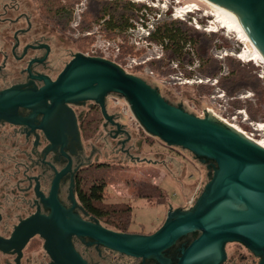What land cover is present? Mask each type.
Listing matches in <instances>:
<instances>
[{"label":"water","instance_id":"obj_1","mask_svg":"<svg viewBox=\"0 0 264 264\" xmlns=\"http://www.w3.org/2000/svg\"><path fill=\"white\" fill-rule=\"evenodd\" d=\"M213 1L240 15L264 53V0ZM15 40L13 51L20 46L17 35ZM29 47H24L22 57ZM5 63L6 56L0 69ZM33 63L30 61L26 68V83L0 90V119L25 123L28 119L20 115V109H28L33 112L31 117L42 115V124L50 126L54 113L70 110L68 104L82 100L99 103L110 119L105 101L114 94L127 101L149 136L169 147L190 151L206 166L212 162L209 180L194 205L170 208L164 223L151 234L119 232L94 217L84 221L72 209H65L57 198L58 175L49 199L50 216L38 213L27 223L28 235L39 233L45 238L46 249L56 264H89L72 245L75 235L89 237L128 257L159 264H223L227 244L235 242L260 257L258 264H264L263 147L210 111L199 117L170 103L157 87L109 59L76 52L54 80L44 74L33 75ZM71 198L76 204L73 195ZM192 233L198 235L180 249L175 261L166 257L169 248Z\"/></svg>","mask_w":264,"mask_h":264},{"label":"flooded vegetation","instance_id":"obj_2","mask_svg":"<svg viewBox=\"0 0 264 264\" xmlns=\"http://www.w3.org/2000/svg\"><path fill=\"white\" fill-rule=\"evenodd\" d=\"M36 1L0 0V40L1 36L7 39V31L11 30L8 50L0 51L2 61L6 56L5 66L0 69V90L26 83L29 79L26 68L32 60L34 63L30 69L33 75L44 74L54 80L72 58L73 54L64 46L70 45L71 41L76 45L78 37H70L74 36L72 29L35 19L36 13L42 17L39 8L32 7ZM15 35L20 46L13 51ZM27 45L31 47L22 57ZM36 84L42 85L38 81ZM112 97L117 99L118 96L109 95L105 101L110 119L104 116L101 105L92 100L68 104L71 111L54 113L48 123L50 126L42 124V115L31 117L33 112L28 109H20V115L28 119L25 123L0 119V264H56L46 249L45 238L39 233L28 235L27 223L38 213L50 216L49 199L58 175L57 198L60 204L67 210L72 209L84 221H93L91 218L94 217L104 225L96 216L90 213L86 216L83 212L86 209L78 197L80 174L87 167L104 165L100 156L109 145L115 147V153L121 152L133 159L136 157L134 149L140 150L142 142H134L122 111L111 109L109 99ZM86 122L98 128L97 136L91 138L97 143L85 139L83 126ZM206 167L208 175L211 174L212 162ZM197 235L192 233L183 237L165 252L166 257L175 261L180 249ZM237 244L245 248L247 254L241 253L238 259L236 256L229 259L227 255L223 264L259 263L260 257L241 243ZM72 245L89 264H159L151 259L120 254L89 237L75 235Z\"/></svg>","mask_w":264,"mask_h":264},{"label":"rangeland","instance_id":"obj_3","mask_svg":"<svg viewBox=\"0 0 264 264\" xmlns=\"http://www.w3.org/2000/svg\"><path fill=\"white\" fill-rule=\"evenodd\" d=\"M81 1L83 0H80L78 3ZM126 1L134 2L141 7L135 12V16L131 18L130 22L133 23L142 16V13H145L143 9L146 7L147 3L152 0H143L141 2L136 0ZM153 1L158 2L159 7H162V4H167L169 7V13L173 12L175 7H180L191 2H196L201 12H206L208 14L212 10L207 3L201 0ZM39 5L40 0L36 1L32 7L37 9L39 8ZM85 6L86 0L81 14L84 12ZM157 10L158 8L152 7V11ZM189 15L190 14L184 17L188 18ZM33 17L40 22L42 21V23L46 24V22H48L37 13L34 14ZM208 18L212 21L215 19L214 16H211L210 14L208 15ZM166 20L183 21L188 27L196 29L211 38H213L212 35L215 34L213 45L209 49V54L222 65L220 76H218L219 78L227 75L229 71L227 59H233L240 62L242 65H247L248 68H251L252 73L260 79L262 87L264 88V65H256L253 61H242L237 57V54L244 48L245 42L241 41L238 38V33L234 32L231 28H221L220 24L216 22L215 24L219 28V31L206 32L203 29H197L194 25L181 18L171 17L166 18L163 21ZM201 22L203 23L202 26L209 23L205 17ZM52 23L53 22H49L48 24L51 25ZM100 28L101 25L97 24L87 31H95L96 29L98 32L96 35H102L103 37L108 38L122 37V35L107 36L100 32ZM69 29H71L70 24ZM10 32L11 30L7 31L8 40L6 39L5 41L7 44L11 43L9 40L11 37ZM85 32L86 31H81L78 35L76 31L75 33L77 35L73 32L74 36L70 37L73 39L76 37H78V39L89 37L83 36V33ZM94 36L95 35L91 37L94 38ZM64 48H66L67 51H70L71 54L83 51V47L74 45L72 41L70 45L66 44ZM90 49L91 47L88 51ZM191 49H189L192 58L191 63H181L179 60H171L165 65L147 64L141 66V68L133 69L131 74L145 79L148 83L157 87L161 95L170 103L176 106H181L186 111L196 116L204 117L208 108H214L216 113L222 118H226L229 123L237 122L236 124H239L243 130L254 134L255 141L264 144V103L259 104L255 92L249 88L241 89L231 96L228 95L220 85L219 78L218 82H213V78H211V80L210 77L202 73L201 66H194L193 61L195 59L200 61V59L195 50L193 48ZM225 52L226 55L223 58H219L218 55L222 53L224 55ZM172 61H178L179 67H172L170 64ZM150 70L154 72L153 75L149 74ZM181 72L184 77L181 76ZM185 76L192 78L195 76L197 77L194 82L186 83L184 80ZM199 79H201L202 82H199ZM222 92L226 95L219 97V94ZM109 100L111 109H118L125 115V120L127 121L129 131L133 135L134 142H142L140 150L134 149V155L138 158L134 157L133 159H130L124 156L121 152L115 153V147L113 145H109V148L104 152V155L100 156V161L106 165L105 167L110 168L106 173L108 179L104 192L103 205L116 204L132 206V220L128 227V233L151 234L159 229L164 223L167 212L170 208H188L194 205L209 180L207 167L206 164L202 163L190 151L181 147H169L159 139L145 133L136 118L133 116L129 104L125 99L120 97L115 99L112 97ZM249 106L252 107V115L254 114V117L249 113ZM239 110L246 113L248 117L247 121L242 122L243 113H239ZM236 115H238L237 121L232 120V117ZM256 123H261L263 127L261 129H255ZM95 136H97V133ZM146 137H150L148 138L152 142L150 145L145 142ZM92 139L90 140L93 142L94 140ZM143 140L145 141L143 142ZM94 142L97 143L96 141ZM100 142L101 140H99L98 143ZM136 159L139 161H136ZM155 187H159L164 193L165 198L163 199V203H158L157 197H154L151 200L142 198V196L148 195L149 193L155 194L153 190ZM190 202L192 203L190 204ZM104 225L107 226L106 224ZM107 227L114 230V228L110 226ZM226 251L229 259L232 256H236L238 259L241 253L243 255L247 254L245 248L237 243H228Z\"/></svg>","mask_w":264,"mask_h":264},{"label":"trees","instance_id":"obj_4","mask_svg":"<svg viewBox=\"0 0 264 264\" xmlns=\"http://www.w3.org/2000/svg\"><path fill=\"white\" fill-rule=\"evenodd\" d=\"M80 0H40L39 10L44 19L53 22L58 26L69 28L72 20L74 6ZM134 2L126 0H86L84 12L81 14L79 24L80 31L92 29L94 25H101L100 32L107 36L119 35L123 36L124 31L131 25V18L135 16V12L140 9ZM213 38L208 37L204 33L197 31L180 20H166L157 25L152 35V39L160 41L165 46V57L161 60L149 62V65H165L171 60H179L181 63H191L190 48H193L200 59L201 71L204 75L215 78L218 77L222 65L209 54V49L213 45ZM93 37H85L78 39L76 45L83 47L82 52H87L91 47ZM87 49V51H86ZM133 47L123 45L121 56L117 61H123V57L127 55H138ZM2 55L0 54V63ZM228 73L219 78V83L228 95H233L241 89H252L259 104L264 103V88L260 79L252 73V69L247 65H242L233 59H227ZM141 68V67H138ZM252 117V107L248 108ZM85 139H91L98 132L97 127L90 126L87 122L83 126ZM150 137H146L147 144L152 142ZM106 165L99 164L97 166L87 167L80 174L78 179V197L88 213L99 218L104 224L114 228L119 232H128V227L132 220L133 208L130 205H103L104 192L107 186L106 173L110 170ZM155 194L142 196L151 200L157 197L158 203H163L164 193L159 187H155Z\"/></svg>","mask_w":264,"mask_h":264},{"label":"built area","instance_id":"obj_5","mask_svg":"<svg viewBox=\"0 0 264 264\" xmlns=\"http://www.w3.org/2000/svg\"><path fill=\"white\" fill-rule=\"evenodd\" d=\"M84 5H85V0L75 5V8L73 9V18L70 22L71 29L74 32L77 31L78 35L81 33L78 27H79L80 20H81V11L83 10ZM152 7L158 8V10L152 11ZM143 11L145 13H142V16L139 17L137 21H134L133 23H131V25L124 31L123 33L124 35L122 37L108 38V37H103L102 35H96V33H98L96 29L95 31H86L85 33H83V36L95 35L93 38V42L91 44V49L88 52H83V53L87 56H98V57L109 59L117 63L118 65H120L125 71L131 73L133 69H136L143 65H147L151 61L161 60L164 58L165 56L164 44L160 41L153 40L152 35L154 31L156 30L157 25L166 18H171V17L181 18L182 20H185L189 22L190 24L194 25L197 29H203L206 32H218L219 31V28L215 24V19L214 21L209 20L208 15L210 13L207 14L206 12H201L199 7L195 8L193 6H190V4H185L180 7H175L174 11L169 13V7L167 4H162V7H159V3L154 2L152 0L151 2L147 3ZM188 14H190L188 18L187 17L185 18L184 16H187ZM210 15L212 16V14ZM204 17L206 18V20H208L209 23L204 24L205 26H202L203 23L201 21L204 19ZM220 27L223 28L222 25H220ZM238 38L240 39L239 34H238ZM123 45L133 47L134 50L136 52H140V54L124 56L123 61L118 63L117 61L119 60V57L121 56ZM251 48L252 46L249 43L245 42L244 48L237 54V57L241 59L242 61H246V62L253 61L256 65H260L259 61L253 58V56H247L248 53H250ZM244 54H247V55L244 56ZM225 55H226V52L224 53V55L222 53L218 56L219 58H223ZM170 64L174 68L179 67L178 61H172ZM193 64L195 67L196 66L198 67L200 66V61L198 59H195L193 61ZM149 74L153 75L154 72L150 70ZM180 74L182 77H184L182 72ZM260 76H263V75H260ZM196 77L197 76H195L194 78L185 76L184 80L186 83H192L196 80ZM218 78L219 77L213 78L214 79L213 82H218ZM199 82H202V80L199 79ZM225 95L226 94L222 92L219 94V97H223ZM207 111L212 112L214 115H216L217 117H219L226 123L230 124L237 130L245 134L247 137H250L252 139L255 138L253 133H248L247 131L243 130L239 124H236L237 122L229 123L226 118H222L220 115L216 113L214 108H208ZM238 112L241 114L243 113L242 122L247 121L248 117L246 113L242 110H239ZM237 118H238V115L233 116L232 120L237 121ZM262 127L263 126L261 123H256L255 125V129L257 128L261 129ZM191 203L192 202H190V204Z\"/></svg>","mask_w":264,"mask_h":264},{"label":"bare ground","instance_id":"obj_6","mask_svg":"<svg viewBox=\"0 0 264 264\" xmlns=\"http://www.w3.org/2000/svg\"><path fill=\"white\" fill-rule=\"evenodd\" d=\"M137 1H143V0H137ZM201 1L207 3L211 7L212 10L210 11V14L215 16V23L217 22L220 25H222V27H225L227 29L228 27L231 28L234 32L239 34L241 40H243L246 43H249L252 46L250 53H248V55L244 54V56L245 55L253 56V58L257 59V61H259L260 64L264 65V53L256 46L253 39L250 37L246 25L242 21L240 15H238L235 11L228 9L226 6L216 3L213 0H201ZM189 4L190 6H193L195 8L198 7V4L196 2H191ZM252 140L255 143H257L259 146L264 148V144L262 142H257L255 141V139Z\"/></svg>","mask_w":264,"mask_h":264},{"label":"crops","instance_id":"obj_7","mask_svg":"<svg viewBox=\"0 0 264 264\" xmlns=\"http://www.w3.org/2000/svg\"><path fill=\"white\" fill-rule=\"evenodd\" d=\"M1 28V25H0ZM5 36H1V40H0V51H6L8 50V44L5 42Z\"/></svg>","mask_w":264,"mask_h":264}]
</instances>
